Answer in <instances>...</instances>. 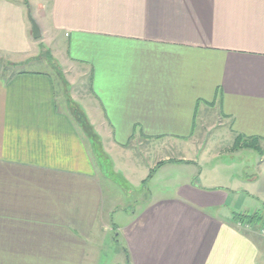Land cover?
Masks as SVG:
<instances>
[{"label": "crops", "instance_id": "1", "mask_svg": "<svg viewBox=\"0 0 264 264\" xmlns=\"http://www.w3.org/2000/svg\"><path fill=\"white\" fill-rule=\"evenodd\" d=\"M31 21L41 40L62 41L57 53L84 68L79 76L89 74L100 131L89 123L104 148L188 142L198 112L211 108L229 138H258L262 154L227 156L245 168L241 210L227 199L242 190L193 180L113 223L110 182L58 107L52 76L0 71V264H98L114 231L116 264H264V237L233 220L250 201L264 206V0H0V55L31 52Z\"/></svg>", "mask_w": 264, "mask_h": 264}, {"label": "rangeland", "instance_id": "2", "mask_svg": "<svg viewBox=\"0 0 264 264\" xmlns=\"http://www.w3.org/2000/svg\"><path fill=\"white\" fill-rule=\"evenodd\" d=\"M61 42L56 38L41 40L39 37L34 48L30 49L31 52L25 56L0 55V71L5 77L16 71L47 72L54 81L58 107L69 112V104L66 100L67 97H70L73 102L79 105L89 122L91 120L95 124L96 120L89 109V74L84 72V75L79 76V70L84 68L76 64H74L76 68H71V64L57 53V51L60 52V48H64ZM52 51L64 67L57 64L68 85L67 89L59 73L56 72V64L47 61L46 53L50 54ZM66 71H70L74 77ZM95 125L97 132L100 131L98 124ZM227 126L228 122H222L214 109L207 108L203 114L201 111L198 112L194 136L188 139V142L145 139L140 142H131L128 148L118 152L117 150L113 151L109 146L104 148L101 141L104 154L97 153L95 162L98 176H103L106 182H110V188H106L104 192L107 201H114V204L118 206V209L113 213L112 222L115 223L123 217V214L140 208L143 199L176 197L179 187L193 180L198 185L203 183L202 186L228 188L230 194L233 190H242L238 192V196L234 194L228 196L227 199L231 206L234 202L237 204L235 208H232V211L241 210L245 203L243 193L247 191V188L246 183L241 182L238 176L239 174L240 177L242 176L245 168L243 165L240 168L237 164L225 163L229 153H244L247 149L255 152L257 150L244 148L240 146V143H234L235 137L233 139L228 137ZM86 140L88 141V139ZM91 148L94 150L90 146ZM92 149L91 151H93ZM101 154L103 157H98ZM183 159H188L190 162ZM168 162L170 163L168 164ZM159 163L161 167H157ZM151 170L154 171L151 172ZM246 173L249 174L247 171ZM233 175L235 176L233 177ZM205 176L208 180L203 181L202 178ZM238 206L241 207L238 208ZM258 208H260L258 202L250 201L246 211L241 213H252ZM235 224L243 231H256L258 235L264 237L262 232L264 225L260 226V224L247 221H238ZM110 240L101 248V253L98 254V264H116L120 260L122 241L119 242L115 239V231L113 240Z\"/></svg>", "mask_w": 264, "mask_h": 264}, {"label": "trees", "instance_id": "3", "mask_svg": "<svg viewBox=\"0 0 264 264\" xmlns=\"http://www.w3.org/2000/svg\"><path fill=\"white\" fill-rule=\"evenodd\" d=\"M46 57L48 58L47 61L50 63H55L56 64V72L59 73L62 81L66 85V89L68 87L67 83L65 82L62 74L60 73V67L57 65L58 63L54 60V58L51 56V54L46 53ZM14 72L9 74L8 76L12 75ZM67 103L69 104V113L73 117L74 121L76 124L79 126L81 129L83 135L88 139V143L90 144L91 147L94 148L92 153L94 156L97 158V153L100 154L102 152V144H101V139L99 135L95 132L93 126L89 123L85 113L82 111V109L79 107V105L75 102H73L70 97H67ZM234 143H240L241 147H248L257 150L258 154H262L261 146H260V141L258 138H251V137H244L242 135H236L234 138ZM102 154H104L102 152ZM99 155L98 157L102 156ZM103 157V156H102ZM190 162V161H188ZM161 166L159 163L157 167ZM156 167V168H157ZM154 170H151L153 172ZM264 206L262 207V210H256L252 213H241V212H234L233 213V220L234 222L242 221V222H251L254 224H260V226L264 225Z\"/></svg>", "mask_w": 264, "mask_h": 264}, {"label": "water", "instance_id": "4", "mask_svg": "<svg viewBox=\"0 0 264 264\" xmlns=\"http://www.w3.org/2000/svg\"><path fill=\"white\" fill-rule=\"evenodd\" d=\"M32 24V36L35 39H38L40 37V31L34 21H31Z\"/></svg>", "mask_w": 264, "mask_h": 264}, {"label": "built area", "instance_id": "5", "mask_svg": "<svg viewBox=\"0 0 264 264\" xmlns=\"http://www.w3.org/2000/svg\"><path fill=\"white\" fill-rule=\"evenodd\" d=\"M262 232L264 233V230H262ZM264 236V235H263Z\"/></svg>", "mask_w": 264, "mask_h": 264}]
</instances>
